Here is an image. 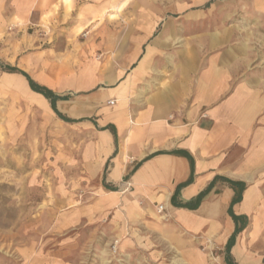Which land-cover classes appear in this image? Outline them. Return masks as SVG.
I'll list each match as a JSON object with an SVG mask.
<instances>
[{
    "label": "crops",
    "instance_id": "crops-1",
    "mask_svg": "<svg viewBox=\"0 0 264 264\" xmlns=\"http://www.w3.org/2000/svg\"><path fill=\"white\" fill-rule=\"evenodd\" d=\"M0 64L60 96L0 67L47 187L19 264H264V0H0Z\"/></svg>",
    "mask_w": 264,
    "mask_h": 264
},
{
    "label": "rangeland",
    "instance_id": "rangeland-1",
    "mask_svg": "<svg viewBox=\"0 0 264 264\" xmlns=\"http://www.w3.org/2000/svg\"><path fill=\"white\" fill-rule=\"evenodd\" d=\"M0 149V264H19L13 253L15 245L25 240H38L40 219L37 216L41 198L47 187L28 183L35 166L34 159H42L41 154H33L27 147L18 146L17 153ZM46 175L43 170L38 175ZM41 175V176H42ZM199 240V237H194ZM202 250L207 254L209 264H219L217 251ZM118 256V251L114 253Z\"/></svg>",
    "mask_w": 264,
    "mask_h": 264
},
{
    "label": "trees",
    "instance_id": "trees-1",
    "mask_svg": "<svg viewBox=\"0 0 264 264\" xmlns=\"http://www.w3.org/2000/svg\"><path fill=\"white\" fill-rule=\"evenodd\" d=\"M0 67L3 68L4 70H7L9 72H18V73H21L23 74L24 76H26V78L28 79L29 81V84L31 86V88L38 92V93H41L43 94L46 98L50 99L53 106L55 105L56 103V100L60 98V96L56 95L52 90H50L49 88L39 84L38 82L34 81L26 72L16 68V67H13L11 65H1L0 64ZM205 192L200 194L198 196V198L193 202L192 206H197L200 202V200L202 199V197L204 196ZM232 244V240L230 241L229 243V247L231 246ZM227 263L228 264H235L232 259L230 257H227Z\"/></svg>",
    "mask_w": 264,
    "mask_h": 264
},
{
    "label": "built area",
    "instance_id": "built-area-1",
    "mask_svg": "<svg viewBox=\"0 0 264 264\" xmlns=\"http://www.w3.org/2000/svg\"><path fill=\"white\" fill-rule=\"evenodd\" d=\"M164 209V206L163 205H161L160 207H159V211H162ZM117 242H114L113 243V245L111 246V249H112V251L114 252V253H116L117 252Z\"/></svg>",
    "mask_w": 264,
    "mask_h": 264
}]
</instances>
